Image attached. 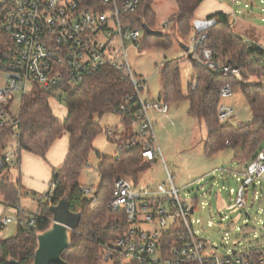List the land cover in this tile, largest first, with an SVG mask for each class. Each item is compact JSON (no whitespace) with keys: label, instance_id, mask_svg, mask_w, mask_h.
Listing matches in <instances>:
<instances>
[{"label":"trees","instance_id":"1","mask_svg":"<svg viewBox=\"0 0 264 264\" xmlns=\"http://www.w3.org/2000/svg\"><path fill=\"white\" fill-rule=\"evenodd\" d=\"M154 1L142 0L140 9L132 19L143 32L141 49H167L173 45L165 33L162 37L149 36L143 28V25H147L150 29L161 32L156 30V14L152 9ZM174 1L177 11L171 21L176 22L179 36L188 38L193 31L192 23L196 19V12L205 0ZM208 18L216 19V24L208 30L205 43V47L213 51L215 62L231 63L233 67L240 68L245 82L251 77L261 80L264 76V50L237 35L227 14L218 12ZM11 46L12 42L7 34L0 33V70L4 72L12 62L9 53ZM196 54L194 52L193 57ZM192 69L194 78L184 93L179 61H167L160 70L159 101L167 106L188 103V113L206 127V157H215L226 149H234L235 161L245 162L246 167L255 160L264 146L262 81L249 85L234 77L225 79L199 60L193 64ZM225 85H230L234 91L239 90L242 93L253 118L251 122L239 127L230 125V122H220V90ZM67 93L64 103L67 107V117L64 120L55 117L49 94L39 86H34L20 98L17 127L9 124L0 126V158L7 152L9 143L17 134L15 157L18 165L24 151L46 160L47 153L55 141L63 134L69 136L66 161L61 168L53 172L56 187L54 190L50 188L44 195L33 196L39 204L36 212L20 209L22 186L20 180L15 181L12 170L7 168L0 172V200L6 205L18 208V216L21 218L16 236L0 241V264H8L9 259L19 261L20 264H33L38 247L37 235L51 226L53 214L50 208L63 199L69 201L72 212L82 216L79 228L72 233L71 247L63 256L66 264H109L106 262L103 246L112 245L128 229L125 218L111 212L107 207L114 183L124 177L139 186L147 175L149 163L152 162L143 158V147L140 145L125 150L119 157H108L96 152L94 141L102 132V128L96 122L95 116L116 113L122 118L123 127L134 124L137 113L134 89L129 82L121 80L118 71L107 66L86 78L81 85L67 89ZM116 144L122 143L118 141ZM93 154L100 161L97 168L100 185L93 195H88L84 189L90 187L83 186L80 177ZM31 219H35L34 224L26 226L25 223ZM260 251L263 250L256 249L253 253L258 254ZM111 260L112 264H125L117 257Z\"/></svg>","mask_w":264,"mask_h":264},{"label":"built area","instance_id":"2","mask_svg":"<svg viewBox=\"0 0 264 264\" xmlns=\"http://www.w3.org/2000/svg\"><path fill=\"white\" fill-rule=\"evenodd\" d=\"M246 8L254 6L252 0H230ZM142 0H0V33L10 38L9 53L12 62L5 73L6 81L0 82V126L17 127L13 107L20 108L21 96L34 86L48 93L50 100L66 102L67 89L81 85L104 67L118 71L123 82H129L136 100L135 120L138 131L126 143L117 145L115 156L136 145L143 147L142 156L153 162L160 154L150 111L166 115L168 106L144 98L149 90L148 80L137 76L128 61L126 49L133 45L141 49L142 29L133 22ZM141 18V17H140ZM216 19H195L192 23L190 52H196L199 61L215 74L225 79L242 81V71L231 63L217 64L214 53L205 47L208 30ZM120 43V44H118ZM122 56V59L119 58ZM233 88L225 85L220 90L221 99L233 95ZM218 118L222 124L229 122L234 111L220 104ZM17 134L15 139H17ZM113 131L108 138L116 141ZM117 139H119L117 137ZM16 150L0 158V172L15 170L18 166ZM241 182L235 194L238 208L247 207L245 190L264 179V146L255 160L239 173ZM157 191L141 189L131 180L121 177L114 183L107 207L123 216L128 229L112 245H104L106 262L114 257L125 264H264V250L227 251L219 255L218 247L201 237L196 231L192 215L197 204L184 201L174 187ZM55 182L50 183L54 190ZM93 195L95 190L85 188ZM234 193L235 191H231ZM255 201V200H254ZM18 212V208L16 209ZM21 221L20 216L17 219ZM6 219L4 224L12 223ZM35 219L25 225L32 226ZM118 222V221H117ZM116 222V223H117ZM200 222V221H198ZM211 252L204 255V251Z\"/></svg>","mask_w":264,"mask_h":264},{"label":"rangeland","instance_id":"3","mask_svg":"<svg viewBox=\"0 0 264 264\" xmlns=\"http://www.w3.org/2000/svg\"><path fill=\"white\" fill-rule=\"evenodd\" d=\"M252 2L254 6L250 8H245L243 2L241 7L235 5L236 18L240 19L244 28L239 26L233 28L241 37H245L246 34L253 39L261 37L264 44V0H252ZM152 9L156 14V30H161L169 36L173 45L167 49L163 47L137 49L130 45L127 46L126 54L133 72L148 80L149 94L144 95V98L148 97L151 101L160 102V70L163 65L167 61H179L182 88L185 93L193 81L192 67L198 59L196 56L189 59L182 48L183 44H189L193 34L191 33L188 38L180 37L176 22L171 21V17L177 11L175 1L155 0ZM239 11L242 12L238 13ZM243 13H249V16L244 17ZM121 59L122 56L119 60ZM5 81V73L0 70V82ZM260 81L264 87V76L261 80L251 77L247 82L242 78L241 82L255 85ZM50 104L57 119L63 120L67 117L65 104L53 99L50 100ZM221 104L229 106L234 111V115L229 120L230 125L236 126L239 123L252 121L248 104L239 90H235L231 97L221 99ZM168 108L166 115L158 110L150 111V119L154 125L161 154L149 163L147 175L142 179L139 187L157 191L170 190L172 184L169 176H171L180 197L190 204L197 203V209L192 215L194 227L196 231H201L202 238L210 240L213 246L218 247L219 255L233 250L237 252L264 250V179L255 186L246 188L247 207L238 208L235 204V194L241 184L239 173L243 171L245 162L235 161L234 149H226L215 157H206L204 155L206 127L188 113V103L171 104ZM13 112L19 115L20 108L13 107ZM95 120L101 126L102 132L95 139L94 148L104 156H114L116 143L118 141L122 144L126 143L130 136L138 131L136 124L123 127L122 118L116 113L96 115ZM109 131H113L120 140L117 137L116 141L109 139ZM16 148L17 141L14 139L9 143L7 152ZM99 162L95 154L91 155L80 177L83 186H92L95 191L100 185L97 171ZM13 174L15 175V171ZM17 180L18 178L15 179ZM20 195L19 205L22 209L31 213L38 210L39 204L32 192L27 194L21 191ZM253 200L255 204L251 207ZM16 209L0 200V241L16 236L19 225ZM6 219H12L13 222L5 225ZM245 226L248 227L244 229ZM210 252L211 248L205 250L204 255Z\"/></svg>","mask_w":264,"mask_h":264},{"label":"crops","instance_id":"4","mask_svg":"<svg viewBox=\"0 0 264 264\" xmlns=\"http://www.w3.org/2000/svg\"><path fill=\"white\" fill-rule=\"evenodd\" d=\"M243 1H245L246 3L248 0H243ZM234 7H236L235 4H233L230 0H205L200 5V7L196 12V19H205L215 13L223 12L229 16L233 27L236 28V26H239L240 28H244L243 24L240 23V19L236 18L237 14L236 11L234 10ZM241 12L242 11H239L238 13ZM243 16L247 17L249 16V13H243ZM246 36L242 37L245 41L256 44L264 50V44L262 43L263 40L260 39L261 37L259 38L256 37V39H253V37H250L247 34ZM186 46H189V44ZM185 56L188 57V54L186 53ZM147 94H149V90L147 91ZM147 99L151 101L148 97ZM243 124L244 123H239L238 125H236V127L242 126ZM132 136H130V138ZM118 138L120 140V137ZM68 152H69L68 134L61 135L55 141V143L47 153L46 160H44L43 158L37 155L25 151L22 152L20 165H18L15 168V170H12V172L15 171V175L13 174L15 178L16 179L18 178V180H20V184L22 186V192L25 191L27 194L29 192H32V194H41V195H44L47 192H49L50 183L51 180L53 179V172L55 169H59L64 165ZM20 209H22L21 206Z\"/></svg>","mask_w":264,"mask_h":264},{"label":"water","instance_id":"5","mask_svg":"<svg viewBox=\"0 0 264 264\" xmlns=\"http://www.w3.org/2000/svg\"><path fill=\"white\" fill-rule=\"evenodd\" d=\"M143 28L149 36H163V32L154 31L147 25H143ZM182 48L188 54V58L192 59L193 53L190 52L189 46L182 45ZM254 204L253 200L251 207ZM50 211L53 214L52 223L46 231L37 235L38 247L33 264H66L63 256L71 247L72 233L80 226L82 216L71 211L67 199L51 206ZM8 264H20V262L9 259Z\"/></svg>","mask_w":264,"mask_h":264}]
</instances>
